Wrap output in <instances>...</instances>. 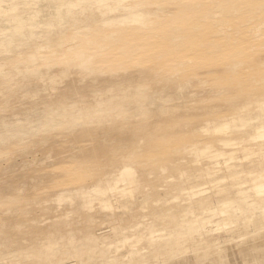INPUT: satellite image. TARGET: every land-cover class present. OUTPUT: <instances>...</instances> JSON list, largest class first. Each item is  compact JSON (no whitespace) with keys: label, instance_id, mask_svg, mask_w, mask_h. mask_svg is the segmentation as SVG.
<instances>
[{"label":"rangeland","instance_id":"374dc122","mask_svg":"<svg viewBox=\"0 0 264 264\" xmlns=\"http://www.w3.org/2000/svg\"><path fill=\"white\" fill-rule=\"evenodd\" d=\"M6 1L9 12L21 14L24 6L19 0ZM141 1L115 0L117 10L135 13L142 38L113 41L86 37L76 30L70 37L57 33L47 42L19 44L23 57L14 67L18 90L12 101L0 103V134L12 143L24 135L30 139L23 142L27 146L13 144L7 148L6 159L0 158V192L3 197L6 194L1 200L7 199V205L0 204L9 210L0 213V239L17 229L15 241L0 255L4 261L18 254L25 264H135L138 257L134 249L147 246L152 237L165 247L148 264H264V136L254 141L250 138L255 126L264 124V105L256 103L264 101V0H234L241 5L239 9L222 7L212 20L174 12L168 0L165 6L175 14L176 25L184 29L176 36H159L160 42L151 38L154 33L139 18L144 16ZM204 1L211 8L218 6V1L231 0H198ZM191 2L182 0L184 5ZM56 5L70 8L72 2L56 0ZM113 12L112 7H106L102 13L111 17ZM27 14L39 22L28 37L43 36L41 26L50 18L32 9ZM74 15L66 14L59 21L65 25L76 19L83 21L85 13L78 12L77 18ZM151 20L157 23L158 18L153 14ZM201 24L207 25L208 34L200 31ZM138 43L140 55L145 56L143 63L148 65L138 74L127 72L121 77L110 66L116 57L112 51ZM80 45L98 47L100 58L91 62L79 56L74 60L73 53ZM38 50L49 53L51 72L60 84L53 94L39 89L43 64L35 59L44 52ZM235 58L248 61L238 69L243 71L239 74L227 69ZM15 62L11 58L7 64ZM225 69L228 74L223 73ZM82 80L84 85L74 89ZM154 89H162L167 97L155 98L149 104ZM178 89L183 92L181 97H176ZM126 97L138 104L125 109L114 102ZM174 97L177 104L172 103ZM162 103L168 108L161 107ZM12 113L16 117L10 120ZM32 114L38 117L26 122V115ZM239 117L252 121L237 129L233 124L239 127ZM223 122H229V128ZM227 136L229 142H221ZM204 145L208 147L199 154ZM23 146L28 147L26 152ZM180 154L183 158L177 157ZM174 155L182 161L172 160ZM121 164L131 166V172ZM118 166L122 174H116ZM106 173H111V178ZM115 181L119 182L117 187ZM225 200L227 203L221 205ZM53 209L58 215L50 221L54 213L47 216L46 212ZM194 218L197 221L192 227L188 223ZM203 220L209 223H200ZM67 221L70 251L57 245L54 256H48L29 246L37 235L49 234L60 241L64 233L60 224Z\"/></svg>","mask_w":264,"mask_h":264},{"label":"bare ground","instance_id":"6f19581e","mask_svg":"<svg viewBox=\"0 0 264 264\" xmlns=\"http://www.w3.org/2000/svg\"><path fill=\"white\" fill-rule=\"evenodd\" d=\"M72 2V7L70 8H63V7H60L59 5L57 6L56 5V0H19L20 3L23 4L24 8H23V11L21 12V14H12L11 12H9L8 10V3L6 0H0V103H3V102H9V101H12L15 97H16V94H17V90L18 88L16 87V82H15V76H16V73L17 71L14 70V67L15 65L17 64H20L21 63V59L23 57V52L21 50V47L19 46V44H22V43H32V44H37V42H47L50 40V35H55L57 33H65L67 36H73L74 34V31L76 30H80L82 31L86 37H90V38H99V39H110V40H113V41H120L122 39H125L126 37H137V38H142L143 36V32H142V28L139 27L138 24L135 23V13L133 11H130V10H124V11H120V10H117V4L115 2V0H112V2H108V1H105V0H70ZM168 0H144V1H141V6L140 8L143 9L144 11V16L142 17H139V18H142L145 20L146 23V27L152 31L154 33V35L151 36L152 39H155L157 41H161V38L159 36H162V37H166L169 33H172L173 36H176V33L178 32H181L182 29L184 28H181L179 25H176L177 24V21H176V17L174 16L175 14L172 13V12H169L167 7L165 6V3L167 2ZM173 7L175 8L173 11L174 12H178L180 11L181 13H184V14H193L195 13L197 15V18H201V19H209V20H212V18H216L219 13H221V8L222 7H227V8H234V9H239V7L241 5H239L238 3H236L234 0H231V1H226V2H223V1H218V6H214L213 7H208L207 4L205 3L206 1L204 2H198V0H191V4L189 5H184L182 3V0H170ZM201 1V0H200ZM210 1V0H209ZM184 2V0H183ZM227 4V5H226ZM106 7H112L114 9V12H113V15L111 17H108V16H105L102 12L103 10L106 8ZM33 10V11H39L41 12L42 14H44L46 17L50 18V22L46 25V26H41V31L44 33L43 36H39V37H33L31 36L30 38L28 37L29 33L31 34L33 32V29L34 27L36 26V24H38L39 22L38 21H35V19H31L30 16L27 14L28 12H30V10ZM80 11H83L85 13V15L82 17L83 18V21H80L79 19H76L72 22V24L70 25H65V24H62L59 19H62L63 16H65L66 14H75L74 17L77 18L78 15L77 13L80 12ZM221 11V12H220ZM156 15L157 18H158V21L157 23L156 22H153L152 19L151 20V15ZM155 20V19H154ZM211 21L209 22H206L207 24L210 23ZM129 29H133L134 32L136 34L133 35V33H128ZM199 29L200 31H202V33H209V29L207 28V25H204V24H201L199 25ZM159 31V33H158ZM133 35V36H132ZM35 47V46H34ZM141 48V45L140 43H138L136 46H133V47H130V46H127V47H121V48H116L114 49L112 52H114L116 54V57L115 59L113 60V62L110 63V66H112V69L115 70V73L121 75L124 74V73H127V72H130L132 74H138L142 69L146 68V66L148 65V63H143L144 62V59H145V56H142L140 55V49ZM221 49V48H220ZM44 52V54L42 55H36V59L35 61L36 62H41L43 64V66L41 67L42 71H41V78L42 80L40 81L39 83V89L46 92L47 94H53L55 93V90L57 89V87L60 86V84L55 80L54 78V74L51 72L52 71V65L51 63L49 62V53L46 51H43V50H38V52ZM36 53V54H37ZM101 55V54H100ZM79 56H83L87 59H89L91 62H93L96 58H100L99 57V51H98V47H86V46H77L76 47V51L73 53V59L76 60ZM11 58H14L16 60V62L13 64V65H9L7 64V61L8 59H11ZM133 59L132 61H129ZM66 62H68V60L66 59ZM248 62L245 58H242V59H237L235 58L233 60V63L229 64L227 66V69L230 71V72H233V73H236L238 72V69L242 68L243 67V64ZM246 65V64H244ZM108 68V67H106ZM244 68V67H243ZM242 68V69H243ZM219 69H223V68H219ZM208 70V69H207ZM224 70V69H223ZM203 71V70H202ZM228 71V72H229ZM219 72V70H218ZM226 69H225V74H228L226 73ZM229 72V73H230ZM239 72H243V71H240ZM238 72V74H239ZM221 73V72H220ZM232 73V74H233ZM231 74V78H232V75ZM237 74V75H238ZM203 75V74H202ZM219 75V73H218ZM235 75V74H234ZM243 75V74H242ZM228 76V75H227ZM224 77V75H223ZM230 77V76H229ZM235 77V76H233ZM204 78H205V75H204ZM228 78V77H227ZM230 78V79H231ZM238 78V76H237ZM223 79H226V78H223ZM240 78H238L239 80ZM159 81L162 82L163 78H160L158 77ZM236 80V81H238ZM229 83L231 82L229 79H228ZM227 81V83H228ZM235 82V81H233ZM61 83V82H60ZM85 83L84 80L82 81H77L73 88L76 89L77 87H81L83 86ZM226 82H224L225 84ZM228 83V84H229ZM62 84V83H61ZM222 84V85H224ZM227 84V85H228ZM231 84V83H230ZM229 84V85H230ZM232 85V84H231ZM220 87V86H219ZM36 89V88H34ZM32 93V91L30 92ZM182 90L181 89H178V91L176 92V97L180 96L181 97V94H182ZM150 95V99L147 100V102H149V104L152 102V100H155V98H162V97H167L165 96L166 94L163 92L162 89H154L152 90V92L149 94ZM173 97V96H172ZM171 97V98H172ZM179 97V98H180ZM163 98V100L165 99ZM159 99V98H158ZM157 99V100H158ZM175 99V97H174ZM220 99V98H218ZM172 100V103H174V101L176 102V99ZM170 100V102H171ZM220 101V100H219ZM217 101V102H219ZM115 103L121 105L122 107H124L125 109L126 108H131V107H134L138 104V102L134 99V98H124V99H121V100H114ZM159 102V101H158ZM165 102V100H164ZM258 104H261V105H264V101L263 100H260L258 102H256ZM175 104V103H174ZM173 104V105H174ZM177 104V102H176ZM162 105L164 106V103L161 104V107ZM167 105V104H166ZM156 106V105H155ZM169 106V105H167ZM167 106H164L165 109H167L168 107ZM172 106V105H171ZM167 107V108H166ZM250 107V106H249ZM252 108V107H250ZM255 108V107H254ZM242 109V108H241ZM248 109V108H247ZM236 110V109H235ZM240 110V109H239ZM239 110L237 112H239ZM255 110V109H254ZM253 110V111H254ZM234 111V110H233ZM258 111V110H257ZM235 112V111H234ZM233 112V113H234ZM236 112V113H237ZM250 112V111H249ZM231 113V112H230ZM240 113V112H239ZM242 113V112H241ZM245 114V112H244ZM258 114H259V111H258ZM229 116H232V115H229ZM234 116V115H233ZM233 116L231 118H233ZM244 116V115H243ZM260 116V114H259ZM14 117H16V114L14 116V114H10V116H8V118L10 120H12ZM38 117L37 114H32V115H26V117L24 118V120L26 122H29V121H33L35 120L36 118ZM238 117V116H237ZM258 117V116H257ZM230 119V118H229ZM235 120V119H234ZM248 120V119H247ZM245 118H242V117H239L238 118V121H239V127L238 126H235L233 124V126L237 129L241 128L242 129L244 128V125L247 123V122H250L252 120H249L247 121ZM225 121V120H224ZM235 123V121L233 122ZM222 124H225L226 127L229 126V122H223ZM205 125V124H204ZM211 125V124H210ZM213 125V124H212ZM248 125V124H247ZM198 126V125H197ZM220 126V125H218ZM232 126V124H231ZM201 127H203L201 125ZM229 128V127H228ZM256 129V130H255ZM208 130V129H207ZM215 130H218L215 128ZM241 130V129H240ZM243 131V130H242ZM254 131L252 134H250V138L253 139H256L257 138H260L262 136H264V124L263 123H258L255 128H254ZM240 132V131H239ZM238 132V133H239ZM232 133V132H231ZM231 135V134H230ZM246 135V134H245ZM198 136V135H197ZM241 136V135H240ZM228 137V136H227ZM248 137H249V134H248ZM28 138L30 139V137L28 135H24L23 138H20L17 142L15 143H12L13 140L11 138H9L7 135H4V134H0V145L3 146V147H0V153H3L0 155V158L2 159H6V158H3L7 155V148H10L13 146V144H19V145H25L27 146V144H23V142L25 141V139ZM239 138V137H238ZM241 138V137H240ZM239 138V139H240ZM220 139V138H218ZM231 139V138H230ZM27 140V139H26ZM199 140V139H198ZM202 140V139H201ZM200 140V141H201ZM205 140V139H204ZM248 140V139H247ZM211 141V140H210ZM213 141V140H212ZM211 141V142H212ZM229 142V137L227 139H222L221 142ZM231 141V140H230ZM197 142V141H196ZM199 142V141H198ZM241 142V141H239ZM243 142V141H242ZM194 144V143H193ZM199 144V143H197ZM195 145V144H194ZM248 145V144H246ZM244 146V147H247V146ZM30 146V145H29ZM189 148L191 146V144L188 145ZM197 146V145H196ZM195 146V147H196ZM24 147V146H23ZM194 147V149H196ZM206 147H208V145H204L201 149H198L199 151V154H204L203 152H205V149ZM15 148V147H14ZM18 148V147H17ZM28 148V147H27ZM26 147H24L22 150L24 152H26L27 150ZM33 148V147H32ZM188 148V147H187ZM187 148H185L184 150H186ZM35 149V148H33ZM20 148L17 150L19 151ZM58 151V150H57ZM190 151V149H189ZM7 152V153H6ZM14 152V150H13ZM51 152V151H50ZM49 152V154H50ZM187 153H189L188 151H186ZM10 153V152H9ZM186 154V156H188ZM196 153H194L193 155H195ZM126 155V154H125ZM124 155V156H125ZM175 155H178L177 153ZM173 157L172 160H177L179 161L178 159H176L177 157H181L182 154H180V156H175ZM127 156V155H126ZM125 156V157H126ZM129 157H127V160H129L130 162L132 160L131 159V154L128 155ZM134 156V155H133ZM185 156V155H184ZM198 156V154L196 155V157ZM202 156V155H201ZM51 156H47L45 158H50ZM123 157V158H125ZM176 157V158H175ZM199 157V156H198ZM134 158V157H133ZM182 158H183V155H182ZM33 159V158H32ZM190 159V158H189ZM8 160V159H7ZM125 160V159H124ZM122 160V161H124ZM171 160V161H172ZM181 160V159H180ZM194 160V159H193ZM199 160V158H198ZM2 161V160H0ZM114 159L112 160V163H113ZM119 164V161L120 160H117ZM177 161H172L174 164H176L175 162ZM182 161V160H181ZM179 161V162H181ZM7 162V161H6ZM127 161H125L126 163ZM179 162H177L179 164ZM112 163H110L112 165ZM121 163V162H120ZM183 163V162H182ZM114 164V163H113ZM169 164V163H168ZM176 164V165H178ZM191 164V162H190ZM120 165V164H119ZM123 166V164H121ZM170 165V164H169ZM168 165V168H172V163H171V167ZM188 166V165H187ZM113 167V166H112ZM119 167V166H118ZM117 167V168H118ZM130 167L131 166H128V165H124L123 168L125 170H129L130 171ZM182 167V166H181ZM233 167V166H231ZM260 167V166H259ZM116 168V167H115ZM132 168V167H131ZM177 168H179V166H177ZM256 168V167H255ZM123 169V172H125ZM230 169V168H229ZM177 170V169H175ZM174 170V171H175ZM255 170V169H253ZM108 171V170H107ZM112 171V169H111ZM113 171H116V170H113ZM120 171V167L118 168V171H116V174L117 173H120L122 174V171ZM126 171V172H127ZM180 171V170H179ZM186 171V170H185ZM229 171V170H228ZM125 172V174H127ZM172 173V172H170ZM107 174V173H106ZM130 174V173H129ZM111 175V173H110ZM109 173L107 174V176L109 177L110 176ZM160 175V174H159ZM121 176V175H120ZM119 176V177H120ZM127 176V175H125ZM133 176V175H132ZM107 177V178H108ZM166 177V176H165ZM168 177L167 176V180H168ZM172 177V175H171ZM99 178V177H98ZM106 178V177H105ZM111 178V176H110ZM113 178H114V174H113ZM112 178V179H113ZM116 178V177H115ZM114 178V179H115ZM118 178V177H117ZM128 178V177H127ZM163 178L162 177V180L163 181ZM114 179H113V182H114ZM164 179V180H166ZM116 180V179H115ZM132 180V179H131ZM110 181V180H108ZM161 181H158L159 184L161 185ZM239 181V180H237ZM236 181V183H237ZM96 182H100V179L93 182V183H96ZM106 182V181H105ZM116 185H114L112 183V185L116 186L117 187V182L118 181H115ZM184 182V181H183ZM131 183V182H130ZM163 183V182H162ZM119 184V182H118ZM92 185V183H91ZM98 185V184H97ZM101 185V184H100ZM106 185V184H105ZM131 185V184H130ZM163 185V184H162ZM111 186V185H110ZM109 188H113V187H110ZM13 188L16 189V186H12ZM97 187V186H96ZM102 187H106V186H102ZM101 187V188H102ZM133 186H131L130 188H132ZM136 187V186H135ZM157 187V186H156ZM196 187V186H194ZM99 188V187H98ZM115 188V187H114ZM14 189V190H15ZM84 189H87L84 188ZM83 189V190H84ZM95 189V187L93 188ZM106 189V188H105ZM108 189V188H107ZM192 189V188H191ZM18 190V189H16ZM98 191V189H96ZM130 190V189H128ZM133 190V189H132ZM183 190V189H182ZM189 190V189H188ZM256 190V189H255ZM6 191V190H5ZM91 191V190H90ZM97 191L94 192L97 194ZM103 191V190H101ZM109 191V189L107 190ZM114 191V190H112ZM3 192V191H2ZM15 192V191H14ZM12 192V193H14ZM18 192V191H16ZM86 192V191H85ZM83 192V193H85ZM89 192V191H87ZM111 192V191H109ZM107 192V193H109ZM134 192V190H133ZM139 192V191H138ZM164 192V191H163ZM238 192V191H237ZM5 193V192H4ZM116 193H117V190H116ZM115 193V194H116ZM130 193H131V190H130ZM186 193V192H185ZM192 193V192H191ZM9 194V193H8ZM99 194V193H98ZM102 194V193H101ZM114 194V195H115ZM118 194V193H117ZM117 194L115 196H117ZM128 194V193H126ZM162 194V193H161ZM0 195L2 196L1 192H0ZM4 195V194H3ZM61 195V194H60ZM84 195V194H83ZM112 195V194H110ZM113 195V196H114ZM131 195V194H129ZM137 195V194H136ZM5 197L2 196V198L0 197V200L3 199V198H6V194L4 195ZM85 196H87L85 194ZM84 196V197H85ZM114 196V197H115ZM121 196V195H120ZM118 196V197H120ZM125 196V195H124ZM134 196V195H133ZM88 197V196H87ZM101 197V196H100ZM58 199V201H61L58 197H56ZM55 198V200H56ZM65 198V197H64ZM117 198V197H116ZM123 198V196H122ZM89 199V197H88ZM111 199V198H110ZM133 199V197H132ZM178 199V198H177ZM91 200V199H90ZM109 200V199H108ZM116 200V199H115ZM7 199L5 200H1L0 203H2L3 205H5ZM57 201V202H58ZM64 201V199L62 200ZM89 201V200H88ZM92 201V200H91ZM98 201V200H97ZM100 201V200H99ZM119 201V199L117 200ZM87 201H84V203H86ZM90 202V201H89ZM94 202V201H93ZM92 202V203H93ZM105 202V201H103ZM103 202L101 203V205H103L104 207L106 205L103 204ZM108 202V201H107ZM128 202H130L128 200ZM62 203V202H61ZM91 203V202H90ZM95 203V202H94ZM98 204H100V202H97ZM112 203V202H111ZM223 204H226L227 201H222L221 202ZM0 204V205H2ZM64 204V203H63ZM117 204V203H116ZM220 204V203H219ZM2 205V206H3ZM7 205V204H6ZM5 205V206H6ZM17 205V204H16ZM56 205V204H55ZM90 205V204H88ZM101 205L99 207L101 209ZM118 205V204H117ZM1 206V209H0V213L3 215L5 214L6 212H8L9 210L6 209L4 206V208ZM19 206V205H17ZM62 206V205H61ZM86 206V204L84 205ZM114 206V205H113ZM237 206V205H234V207ZM14 207L13 209H15V204L12 206ZM20 207V206H19ZM19 207H17L16 209H20ZM88 207V206H87ZM90 207V206H89ZM123 207V205L121 206ZM108 208V207H107ZM113 208V207H112ZM220 208V207H219ZM236 208V207H235ZM238 208V206H237ZM236 208V209H237ZM57 209V208H56ZM92 209V208H91ZM94 209V208H93ZM92 209V210H93ZM96 209V208H95ZM106 209V208H105ZM221 209V208H220ZM12 210V209H11ZM215 210V208H214ZM222 210V209H221ZM102 211V210H101ZM100 211V212H101ZM105 211V210H104ZM102 211V212H104ZM115 211V210H114ZM57 210L53 209V211H47V213H54L52 214V216H50L49 214H47V216H50V221L51 219H57V215L56 214ZM67 212V211H65ZM64 212V213H65ZM221 212V211H220ZM112 213V211H111ZM116 213V212H114ZM113 213V215H115ZM216 213V212H215ZM1 215L0 217V223L2 224L3 222V216ZM44 215V214H43ZM109 215V214H108ZM111 215V214H110ZM109 215V216H110ZM69 216V215H68ZM67 216V219H69ZM46 217V216H45ZM70 217V216H69ZM44 217L40 216L39 219H43ZM65 218V220H67ZM43 220H47V217L44 218ZM64 220V219H63ZM46 221V222H47ZM196 221L197 219L194 218L192 220L189 221V225L193 227V225L196 224ZM201 221V220H200ZM199 221V222H200ZM206 222L209 223V220H203L202 224H204ZM36 222V221H35ZM38 222V221H37ZM36 222V223H37ZM54 222V221H53ZM39 224L41 223L38 222ZM37 223V224H38ZM42 223H45V222H42ZM41 223V224H42ZM33 223H31L32 225ZM35 224V223H34ZM31 225L29 227H31ZM43 225V224H42ZM34 226V225H33ZM38 226V225H37ZM212 226V225H211ZM53 228H57L55 226H52ZM162 227V226H161ZM159 227V228H161ZM164 227V226H163ZM32 228V227H31ZM17 230L16 228H12L11 230H9L8 232V235L5 237V238H2L0 239V255L3 253V251L8 248V244H11L15 241L16 239V231ZM60 229H62V231H64L60 241H56L52 235H49V234H45L44 236L42 237H39L38 235L34 237V239L32 241L29 242V246H31L32 248L36 249L37 252H39V250L42 249V255H48V256H54V249L57 245H60L62 247L63 250L65 251H70V242L72 241L71 240V236L69 234V222L67 221L66 223H62L60 224ZM195 230V229H194ZM18 232V231H17ZM29 232V231H28ZM132 232V231H131ZM7 233V232H6ZM30 233V232H29ZM91 233V231H90ZM158 232H156L157 234ZM164 233V232H162ZM20 234V233H19ZM96 234V233H95ZM98 234V233H97ZM100 234V233H99ZM149 234V233H148ZM161 234V233H160ZM125 235V234H124ZM155 236V235H153ZM123 238V237H122ZM155 238V237H154ZM93 240V239H91ZM102 240V238H101ZM104 240V239H103ZM102 240V242H103ZM28 241V240H26ZM158 241V239H157ZM156 241V239L154 240L152 237L150 238L149 240V244L147 245V242H146V245L147 246H144L142 247V249H139V248H135L134 251L137 253V256L138 259L137 260H134L136 263L135 264H148L150 262V260H154L156 259L155 255L157 254V252H159L160 248L162 247H165L164 244L162 243H158ZM57 242V243H56ZM96 242V240L94 241ZM99 242V241H98ZM109 242V241H108ZM116 244V243H115ZM7 245V247H5ZM64 245V247H63ZM109 245V244H108ZM105 246V245H104ZM107 246V245H106ZM115 246V245H114ZM140 247V245H139ZM70 248V249H69ZM117 249L119 248L118 246L116 247ZM45 249L46 250H50L48 253L45 252ZM103 249V247H102ZM11 251V249L9 250ZM111 251V250H110ZM119 251V250H118ZM5 253H7V251L5 250L4 251ZM114 252V251H113ZM125 253V252H124ZM123 253V255H124ZM133 253V252H132ZM4 254V253H3ZM41 254V253H40ZM119 254V253H117ZM122 254V253H121ZM127 253H125L126 255ZM122 255V256H123ZM124 255V256H125ZM129 255V254H128ZM132 255V254H131ZM18 254L13 257V258H10V259H6L5 261L3 260L2 256L0 258V264H25L23 262H21L18 258H17ZM121 256V257H122ZM127 256V255H126ZM10 257V256H9ZM135 257V256H134ZM163 257V256H162ZM168 257V256H167ZM165 257V258H167ZM131 258V257H129ZM163 257V259H165ZM69 259V258H68ZM160 259V258H159ZM168 259V258H167ZM116 260V259H115ZM119 260V259H118ZM123 260V259H122ZM131 261V259H130ZM133 261V262H134ZM156 261V260H155ZM68 261H65L64 264H68L67 263ZM120 262V261H118ZM155 263V262H154ZM158 263V262H157ZM123 264V263H122ZM130 264V263H129ZM132 264V262H131Z\"/></svg>","mask_w":264,"mask_h":264}]
</instances>
